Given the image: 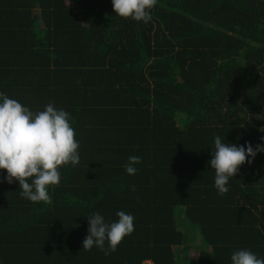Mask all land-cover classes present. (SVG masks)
<instances>
[{
	"label": "trees",
	"instance_id": "trees-1",
	"mask_svg": "<svg viewBox=\"0 0 264 264\" xmlns=\"http://www.w3.org/2000/svg\"><path fill=\"white\" fill-rule=\"evenodd\" d=\"M151 14L144 24L111 0H0V92L69 112L80 144L48 203L0 182V264L264 257V152L224 196L208 163L218 136L264 143V0H157ZM120 210L134 231L117 251L83 250L86 217Z\"/></svg>",
	"mask_w": 264,
	"mask_h": 264
},
{
	"label": "clouds",
	"instance_id": "clouds-1",
	"mask_svg": "<svg viewBox=\"0 0 264 264\" xmlns=\"http://www.w3.org/2000/svg\"><path fill=\"white\" fill-rule=\"evenodd\" d=\"M115 15L148 24L157 0H111ZM264 141V137H261ZM79 141L72 126L70 113L56 108L52 103L44 110L34 112L16 99L0 92V170L6 175L0 182H18L20 196L32 203H48L50 188L61 183L63 166L76 167L80 163ZM264 152V143L255 147L226 143L224 137L214 139L212 158L208 162L214 170V187L220 196L229 192V182L236 177L240 167L254 162L258 153ZM140 157H128L125 171L138 172ZM118 219L106 221L99 212L86 217L88 235L83 240V250L98 249L105 255L117 251L118 246L134 231V216L120 210ZM231 264H264V257L250 249L232 252ZM148 262H146L147 264ZM151 263V262H150Z\"/></svg>",
	"mask_w": 264,
	"mask_h": 264
},
{
	"label": "rangeland",
	"instance_id": "rangeland-1",
	"mask_svg": "<svg viewBox=\"0 0 264 264\" xmlns=\"http://www.w3.org/2000/svg\"><path fill=\"white\" fill-rule=\"evenodd\" d=\"M147 264H152V263L148 262Z\"/></svg>",
	"mask_w": 264,
	"mask_h": 264
}]
</instances>
